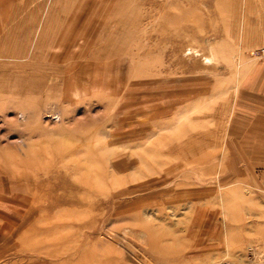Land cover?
<instances>
[{"label": "rangeland", "instance_id": "374dc122", "mask_svg": "<svg viewBox=\"0 0 264 264\" xmlns=\"http://www.w3.org/2000/svg\"><path fill=\"white\" fill-rule=\"evenodd\" d=\"M259 47L264 0H0V264H264Z\"/></svg>", "mask_w": 264, "mask_h": 264}, {"label": "crops", "instance_id": "0c3cea01", "mask_svg": "<svg viewBox=\"0 0 264 264\" xmlns=\"http://www.w3.org/2000/svg\"><path fill=\"white\" fill-rule=\"evenodd\" d=\"M248 75V79L247 76ZM244 76L243 85V105L244 107L264 110V61H256L249 68ZM259 122L262 123V116H259ZM258 142H262V137L259 135ZM264 153V152H261ZM264 157V154L262 155ZM251 246L255 249V254H260L264 262V234L252 237Z\"/></svg>", "mask_w": 264, "mask_h": 264}, {"label": "built area", "instance_id": "2783aa9c", "mask_svg": "<svg viewBox=\"0 0 264 264\" xmlns=\"http://www.w3.org/2000/svg\"><path fill=\"white\" fill-rule=\"evenodd\" d=\"M250 55L254 59L264 60V47H259V48H256L250 51ZM214 264H229V263L224 260H221V261L215 262Z\"/></svg>", "mask_w": 264, "mask_h": 264}, {"label": "bare ground", "instance_id": "6f19581e", "mask_svg": "<svg viewBox=\"0 0 264 264\" xmlns=\"http://www.w3.org/2000/svg\"><path fill=\"white\" fill-rule=\"evenodd\" d=\"M8 17V16H7ZM64 31V30H63ZM61 33V32H60ZM59 36V35H58Z\"/></svg>", "mask_w": 264, "mask_h": 264}]
</instances>
